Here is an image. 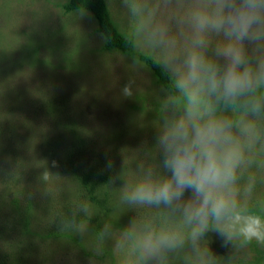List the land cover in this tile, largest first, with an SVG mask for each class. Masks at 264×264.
<instances>
[{
    "label": "clouds",
    "instance_id": "1",
    "mask_svg": "<svg viewBox=\"0 0 264 264\" xmlns=\"http://www.w3.org/2000/svg\"><path fill=\"white\" fill-rule=\"evenodd\" d=\"M117 2L135 63L169 78L155 143L123 151L108 183L122 213L135 212L127 225L89 233L92 204L80 199L56 211L60 230L91 237L97 254L111 242L118 264H222L209 233L232 252L224 261L264 247V0ZM53 176L40 175L52 199Z\"/></svg>",
    "mask_w": 264,
    "mask_h": 264
},
{
    "label": "rangeland",
    "instance_id": "2",
    "mask_svg": "<svg viewBox=\"0 0 264 264\" xmlns=\"http://www.w3.org/2000/svg\"><path fill=\"white\" fill-rule=\"evenodd\" d=\"M64 1L0 0V231L4 230L3 233L7 227L15 226L6 223L14 209V198H19V205H27L29 199L37 204V211L31 215L32 221L36 217L31 224L36 234L46 223L43 215L52 217L62 206L63 198L75 194L74 183L66 177L67 173L60 172L51 179L53 199L44 194L40 175L45 168L55 170L54 160L43 157L41 144L45 137H55L52 142L69 146L70 132L75 125H83L85 134L93 140L88 151L101 154L114 167L121 166L123 151L155 143L159 111L149 104H155V99L160 101L164 90L154 84L152 74L143 64H136L120 51L103 50V36L95 30L92 13L74 10L66 14L60 5ZM109 1L112 15L122 27L124 20L118 2ZM129 81L134 82V95L126 98L121 89ZM138 92L149 98L145 109L130 106ZM45 148L53 151L55 144ZM116 205L117 214L125 210L118 202ZM127 212L130 221L135 212ZM129 221L120 218L119 223L122 227ZM10 235L11 242H27L26 246L34 249V253L26 249L24 252L40 259L37 264H42L43 259H50L44 264H118L119 258L110 250L111 242L106 249L113 258L109 255L103 260L97 256L103 252L94 251L90 257L75 239L42 241L39 236L30 237L31 232L26 235L10 232ZM78 237L87 249L91 237L79 234ZM208 240L215 255L231 259L232 252L221 246L214 233L208 234ZM4 244L9 246L1 240L0 254L6 250ZM257 248L264 250L253 243L230 262L222 258V264H264V253L260 254Z\"/></svg>",
    "mask_w": 264,
    "mask_h": 264
},
{
    "label": "trees",
    "instance_id": "3",
    "mask_svg": "<svg viewBox=\"0 0 264 264\" xmlns=\"http://www.w3.org/2000/svg\"><path fill=\"white\" fill-rule=\"evenodd\" d=\"M60 5L66 14L74 10H86L91 12L96 20L95 30L103 36L102 49L105 51H120L136 60V53L128 44L121 31V26H119L118 22L112 15L109 0H66ZM143 65L152 74L154 84L159 85L162 90H165L169 86V78L158 64L150 59H146ZM135 95L136 101L132 102L130 105L133 109H145V107H148L145 103L149 99L147 94L138 92ZM154 101H156L155 104H149V107L159 111L160 101L156 99ZM70 134L69 146H62L59 143L52 142L55 137H45V141L41 144V148L44 152L43 157H49V159L58 162V166H56L55 170L51 171V173H67L66 177L75 185V194H73L71 198H63L62 206L59 209L66 207L69 203L74 201L87 199L91 202L93 209V215L89 218L90 230L92 233L100 230L104 221L108 219H111L113 222L117 221L116 226L119 225V227H121V224L119 223L120 218H125L126 221H129V212L117 214L119 211L116 205L117 194L112 190L110 185H108L111 177L120 171L121 166H112V168L109 169L106 166L108 162L101 157V154L93 155L88 151V147L92 146L91 143L93 140H90L85 134L83 125H75ZM52 144H55V149L53 148V151H48L47 148H45V145ZM120 183L122 182L117 181L112 187H118ZM25 199L28 198L25 197ZM12 203L14 209L6 223H15V226L10 228L7 227L5 233H3L4 230L0 231V241L5 240V243H9V246L6 247L4 244L6 250H2V254H0V264H37L38 261H40V259L38 260L37 257L32 255L34 249H29V247L26 246L27 242H11V239L9 238L11 237L10 232H16L18 235L19 232L20 234L25 235L30 234L31 232L30 237L39 236L42 241L46 240L45 238H48V240H57L60 237L69 240L75 239V241H78L79 243L78 247L84 249L88 256L92 257L95 254L92 249V240L87 248L89 250H87L83 246V240L82 242L79 240L78 234H71L60 230L57 220L53 217L56 212L51 215L52 217L43 215L42 218L46 221L44 228L35 234V231H32L34 228L31 227V224L35 221L36 217H34V220L32 221L33 216L31 215L33 212L35 213L37 211V204L32 203L29 199L27 205H19V198H14ZM125 215L126 217H124ZM17 225H19L18 228ZM125 225H127V223H125ZM9 249H11L10 252L8 251ZM25 249L27 251H32V253L26 254L24 252ZM257 250L260 254L264 253V250L260 251L258 248ZM109 255L113 258L109 249H106L105 247L103 253L97 256L104 260L110 258ZM258 256L259 255H257V258ZM49 260L50 259H43L40 263L44 264Z\"/></svg>",
    "mask_w": 264,
    "mask_h": 264
}]
</instances>
